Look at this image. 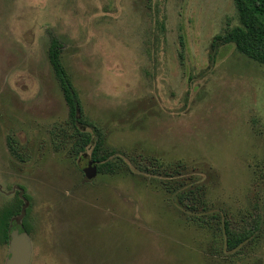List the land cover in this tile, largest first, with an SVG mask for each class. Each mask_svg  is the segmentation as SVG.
Segmentation results:
<instances>
[{
    "label": "rangeland",
    "instance_id": "374dc122",
    "mask_svg": "<svg viewBox=\"0 0 264 264\" xmlns=\"http://www.w3.org/2000/svg\"><path fill=\"white\" fill-rule=\"evenodd\" d=\"M238 25L233 0H0V208L29 195L31 264H264V65L218 39ZM225 222L251 238L226 249Z\"/></svg>",
    "mask_w": 264,
    "mask_h": 264
},
{
    "label": "trees",
    "instance_id": "16d2710c",
    "mask_svg": "<svg viewBox=\"0 0 264 264\" xmlns=\"http://www.w3.org/2000/svg\"><path fill=\"white\" fill-rule=\"evenodd\" d=\"M233 2L237 10L240 25L228 29L218 39L225 43L234 44L239 52L264 65V0H233ZM60 49V41L56 37H53L49 47V58L52 67L60 81L73 120L76 123H83L78 93L61 62ZM79 130L84 138L80 147L82 150H85L86 146L93 140L96 141L91 158L97 162L99 167V164L103 163L102 161L106 159V156L102 154L100 147H98L100 136L98 129L93 127V132ZM15 217L21 218L23 228L29 234L32 233L30 209L24 212L22 210L21 199L16 197L15 200L8 202L0 209V244H8L12 227L18 226L16 223H13V218ZM224 229L225 246L230 251L244 244L253 234V229L234 233L227 226V222H225Z\"/></svg>",
    "mask_w": 264,
    "mask_h": 264
},
{
    "label": "water",
    "instance_id": "95a60500",
    "mask_svg": "<svg viewBox=\"0 0 264 264\" xmlns=\"http://www.w3.org/2000/svg\"><path fill=\"white\" fill-rule=\"evenodd\" d=\"M87 178L95 177L98 172V164L90 159L88 167L84 169ZM9 254L5 264H31L33 246L30 234L26 230L13 229L9 237Z\"/></svg>",
    "mask_w": 264,
    "mask_h": 264
},
{
    "label": "flooded vegetation",
    "instance_id": "af4514ba",
    "mask_svg": "<svg viewBox=\"0 0 264 264\" xmlns=\"http://www.w3.org/2000/svg\"><path fill=\"white\" fill-rule=\"evenodd\" d=\"M92 159V158H91ZM89 162V161H88ZM97 163V162H96ZM86 167V166H85ZM82 169H84V168H82ZM83 172H84V170H83ZM84 174H85V172H84ZM85 179L87 180L88 178L86 177V175H85ZM24 188H22L21 189V193L20 194H18V196H16V197H18V198H20L21 199V201H22V210L24 211V212H26V211H28L29 209H30V207H29V195L27 194V193H25L24 192V190H23ZM16 197L13 199V200H15L16 199ZM12 200V201H13ZM8 203V202H7ZM7 203H5V204H7ZM4 204V205H5ZM3 205V206H4ZM2 206V207H3ZM1 207V208H2ZM0 208V209H1ZM31 213V212H30ZM17 218L18 217H15V218H13L14 220H13V223H16L18 226L17 227H12V229H11V231L13 230V229H19V230H25L24 228H23V221L20 219V222L19 221H17ZM31 220H32V222L34 221V217L33 216H31ZM12 223V225H14ZM10 231V232H11ZM8 244H9V242H8ZM7 244V245H8ZM2 245H4V244H2ZM6 245V244H5ZM9 246V245H8Z\"/></svg>",
    "mask_w": 264,
    "mask_h": 264
}]
</instances>
